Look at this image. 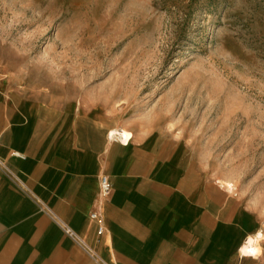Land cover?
<instances>
[{
  "label": "rangeland",
  "instance_id": "374dc122",
  "mask_svg": "<svg viewBox=\"0 0 264 264\" xmlns=\"http://www.w3.org/2000/svg\"><path fill=\"white\" fill-rule=\"evenodd\" d=\"M0 67L177 139L264 213V0H0Z\"/></svg>",
  "mask_w": 264,
  "mask_h": 264
},
{
  "label": "crops",
  "instance_id": "0c3cea01",
  "mask_svg": "<svg viewBox=\"0 0 264 264\" xmlns=\"http://www.w3.org/2000/svg\"><path fill=\"white\" fill-rule=\"evenodd\" d=\"M16 76L0 67V264H99L59 222L115 264H264V237L243 251L264 213L211 179L187 145L124 123L111 104ZM122 126L129 141L109 135Z\"/></svg>",
  "mask_w": 264,
  "mask_h": 264
},
{
  "label": "built area",
  "instance_id": "2783aa9c",
  "mask_svg": "<svg viewBox=\"0 0 264 264\" xmlns=\"http://www.w3.org/2000/svg\"><path fill=\"white\" fill-rule=\"evenodd\" d=\"M118 132L115 133L113 137L115 136L116 138H120L121 140H123L121 137L122 136L121 133ZM109 135H111L112 137V132H110ZM129 140L130 139L128 138L125 141H129ZM112 189L113 186L110 176L108 174H102L99 178V197L103 200H106L110 196ZM89 217L92 221H94L97 224V237L98 239H100L102 234L106 231V228L99 207L92 210L89 213ZM59 223L63 228L64 232L70 237H72L78 243V245L99 264H115L102 259V257H100V255L97 253L96 249L90 243H88L82 235L75 232L67 223H61V222Z\"/></svg>",
  "mask_w": 264,
  "mask_h": 264
},
{
  "label": "bare ground",
  "instance_id": "6f19581e",
  "mask_svg": "<svg viewBox=\"0 0 264 264\" xmlns=\"http://www.w3.org/2000/svg\"><path fill=\"white\" fill-rule=\"evenodd\" d=\"M119 131V132H118ZM132 131V130H131ZM127 127H117L116 129L114 128L112 132V136L115 135V133H121V137L125 136L127 139H131L132 137V132H131ZM264 237V231H259L257 235L249 237L247 243L243 245V251L246 253H254L257 252L258 246L257 244L259 243L260 239Z\"/></svg>",
  "mask_w": 264,
  "mask_h": 264
}]
</instances>
